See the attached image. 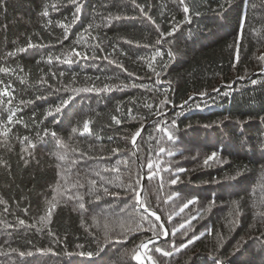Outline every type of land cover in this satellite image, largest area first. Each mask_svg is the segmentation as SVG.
I'll return each instance as SVG.
<instances>
[{
  "label": "trees",
  "instance_id": "trees-1",
  "mask_svg": "<svg viewBox=\"0 0 264 264\" xmlns=\"http://www.w3.org/2000/svg\"><path fill=\"white\" fill-rule=\"evenodd\" d=\"M136 3L145 6L155 24L141 15L132 0H77L81 13L75 24L71 21L77 5L70 0H0V67L15 70L0 73V80L4 82L0 88L12 84L14 105L22 109L17 115L23 118L22 123L9 125L12 130L8 137L0 136V201H3L0 203V264H136L131 250L142 239L153 237V233L136 232L117 242L121 220L127 222L128 219L120 210L127 207L130 211L135 203L130 190L124 192L109 185L120 195L101 192L100 200L85 195L87 211L83 213L77 201L58 197L61 202L52 214L51 223L42 227L39 217L46 213L48 202L55 194L57 173L61 171L58 165L64 163L57 160V152L67 151L70 158H75L77 153L73 149H77L92 157H105L104 161L85 157L72 167L69 184L78 177L86 183L84 173L88 169L98 164H115L117 159H134L131 134L141 128L142 123L147 127L141 133L142 139L137 138L140 147L135 150L144 163L142 198L161 217L160 222L169 234L168 244L163 242V236L157 244L173 251L171 257H161L150 244L153 252L149 254L163 264H216L217 261L264 264V237L261 236L264 218L255 215L264 210V182L261 181L264 175V72H261L264 62L258 59L264 55V0H249L238 63L233 45L238 20L245 12L242 0H186L191 23H183V6L179 0H136ZM222 3L223 8L219 6ZM45 9L49 11L48 17L42 15ZM109 15L121 18L105 26ZM58 22L71 25L66 40L64 29L57 27ZM89 24L93 25L90 35L85 34L81 39L80 34ZM176 24L180 25L178 30L165 37L162 48L156 45L159 37L156 27L168 32ZM93 36L98 38L101 47L113 53L109 59L116 63H109L103 54L97 60L80 59L71 66L59 64L55 59L52 65L47 63L49 54L55 57L73 46L83 51L85 45L97 43L91 39ZM124 40L133 43H124ZM29 41L44 46L16 51L26 48ZM145 44L151 47H143ZM155 48L163 52L162 60L157 58L160 63L154 64L156 70L161 71L159 78L149 69L146 60ZM121 50L125 54L122 55ZM169 52L173 54L171 59ZM116 64H123L126 71ZM50 68L58 79L52 78ZM61 70L65 72L62 78L58 76ZM41 77L46 83H40ZM73 77L75 86L81 88L91 87L93 83L98 87L105 83L128 86L110 92H81L62 113L46 116L51 107L70 94L54 89L69 84ZM21 78L25 83L20 82ZM252 80L257 83L253 85ZM201 93L206 95L201 97ZM38 96L43 98L37 99ZM165 98L169 100L162 106L166 115H160L159 119L169 124L176 121L177 139L172 143L164 138L163 146L173 155L165 152L158 158L161 169L170 171H161L149 182L147 153L151 150L154 155L158 148L150 136L161 135L154 131L158 116L152 113ZM21 99L32 102L20 105ZM145 103L153 105L151 112L144 107ZM9 107L6 103L0 105V124H6ZM117 107L120 112L116 111ZM113 116L122 123L114 124ZM85 120L91 121L93 134H74L72 129L82 130ZM45 130H48L47 136ZM53 131L55 138L51 135ZM25 136L35 144L29 150L30 155L22 151L25 145L21 140ZM57 139L69 147L58 148ZM113 148L120 151L113 154ZM213 151L217 152L218 161H210L209 166H205L204 160ZM181 168L184 171L177 172ZM134 173L135 168L133 179L130 181L124 175L122 181L134 182ZM176 175L179 180L172 185L170 180ZM160 177H163V187ZM80 191L86 192L87 187ZM190 199H196V203L181 211ZM234 201L239 203V216L235 214ZM93 216L99 227L93 226ZM192 216L197 218L192 220L187 236L177 233L173 237V228H179ZM105 218L112 236L108 242H104ZM18 219H24L25 225H19ZM9 224L15 227H6ZM33 224L36 227H29ZM49 230L52 235L48 234ZM194 235L200 238L187 248L179 252L171 248L173 240L178 247ZM98 242L104 251L97 255ZM77 244L84 245L83 249L77 248ZM13 248L31 251L33 255L21 258L18 252H12ZM37 249L51 251L38 252ZM81 251H92L94 255L81 256Z\"/></svg>",
  "mask_w": 264,
  "mask_h": 264
},
{
  "label": "snow or ice",
  "instance_id": "snow-or-ice-1",
  "mask_svg": "<svg viewBox=\"0 0 264 264\" xmlns=\"http://www.w3.org/2000/svg\"><path fill=\"white\" fill-rule=\"evenodd\" d=\"M71 3L76 4V9L75 13L73 15L71 24H75L79 18H80V13H81V6L77 4V0H70ZM244 7H245V12L240 16L238 20V26L236 29V36L234 39V47L236 50V57L235 60L238 63L240 59V49H241V41L244 38L245 34V25L247 22V8L249 6V0H242ZM133 5L136 8H139L141 15H144L146 18H148L153 24H155V21L152 20L151 16L149 15L148 12L145 11V6L141 4H137L136 0H132ZM179 4L183 6V13H184V18H183V23H191V17L189 15L190 13V8L186 4V0H179ZM221 8L224 7V4L219 5ZM255 7V5H253ZM52 8L55 9L56 5H52ZM198 14V13H197ZM44 17L49 16V11L45 9V11L42 13ZM121 17L119 15L117 16H112L109 15L107 19V24L105 26H108L111 24L113 20H118ZM51 21H49V24ZM179 24L173 25L171 31L164 32L160 29L159 26L156 27V31L159 33V37L156 39L155 43L158 46H161L163 43L166 42L165 37L166 36H172L179 28ZM57 27H61L64 29V39L66 40L68 38V31L71 27L70 24L66 22H58ZM93 27L92 24H89L83 32L80 34L81 39L85 38V34H89V30ZM99 27V25H97ZM93 40H97V43L95 44H89L84 46V50L80 51L77 50L75 46L71 47L67 52L61 53L60 55H56L53 57L52 54H49L47 57V63L49 65H52L53 60L55 59L59 64L63 65H69L71 66L72 64L76 63L78 60L83 59V60H97L100 58V54H103V58L105 60H108L109 63H116V61L109 59V57L113 53L107 52L103 47H101L100 42L98 41V38L93 36L91 37ZM79 40L76 41V44H79ZM62 43V41H61ZM124 43H133L131 40H124ZM44 45H38L34 44L31 41L27 44L26 48L21 47L17 49V52H24L27 49L31 48H36V47H43ZM137 46H141L137 44ZM113 52L116 50V46L113 45ZM143 47H151L150 45H143ZM89 52L91 54H89ZM121 54H125L121 50ZM10 56H14L15 53H9ZM169 58H172V53H168ZM160 58L162 60L163 58V52L160 50V48H155L153 49L151 55L146 58L147 64L149 69L155 74L157 78L161 76V71H157L156 68L154 67V64H159L160 61L157 59ZM258 59L262 62H264V55H261L258 57ZM39 63V61H38ZM117 67L121 68L122 70L124 69L123 64H116ZM236 66V63H233V67ZM163 67H166V65H163ZM52 71V69H49ZM22 72L23 69H20ZM15 70L10 68V67H0V73H14ZM65 72L63 70L59 71L58 76L59 77H64ZM132 74L129 73V76ZM52 78L53 79H58L57 73L55 71H52ZM99 79V78H97ZM75 80L76 78L73 77V80L67 84L63 85L62 88H56L54 91H66L70 93L67 95L66 98H62L58 104H55L53 107H51L47 112L46 116H52L54 113H62L65 108H67L71 102L75 99L77 95H79L81 92H110L115 90L117 87H127V84H121L118 86H113L108 83H105L103 87H98L95 83L91 85V87H76L75 86ZM21 83H25L24 79L21 78ZM4 82L0 80V84H3ZM40 83H46L43 77L40 79ZM59 83V81H58ZM156 83H160V80L157 79ZM251 83L255 85L257 83L256 80H252ZM135 87L136 85L133 83L132 85ZM142 88H147L146 85H140ZM231 87V85H229ZM159 91V89H158ZM214 91H219V89H214ZM15 89L13 88L12 84H4L2 88H0V105L7 104L10 107L8 108L9 115L7 117V122L6 124H0V136L3 137H8L9 133L11 132V128L9 125L13 124H19L23 122V118L19 117L17 114L19 111L22 109L18 106L14 105L15 101V95H14ZM225 95H228V93H224ZM201 97L205 96L206 93H201ZM4 98H7L6 100ZM43 98L42 96H38L37 99ZM32 101L30 100H23L21 99L19 101L20 105H26L31 103ZM169 103V100L167 98L163 99L160 101V104L156 106V112L152 113L153 115H157L158 118L155 121L154 125V131L155 133L161 134L159 137L155 135H151L150 139L155 140L156 145L158 146L157 150H155V154L153 155V151H149L147 153V179L149 182L155 180L161 171L169 172L170 170L168 168H163L161 169V162L158 160L159 156L161 153L167 152L169 156L173 155V152L169 149L163 146L162 142L164 141V138H167V142H172L175 143L177 137L175 135V132L177 131V124L175 120H172L171 123L169 124L166 120H161L159 119L160 115H166L163 111L162 106H166ZM187 103V102H186ZM144 107L147 108L150 112L152 111L153 105L150 103H145ZM183 107V106H181ZM199 107V105H197ZM117 112H120L121 109L117 107L116 109ZM128 114L131 117L132 116V109H128ZM112 120L114 124L120 125L122 123L121 119L117 118L116 116L112 117ZM91 121L90 120H85L83 122V127L82 130L79 128H73L72 132L75 134L79 132L81 136H83L85 133L92 135V129L90 128ZM145 127L147 125L143 124L141 125V128L137 129L133 134H131V142L134 151H132L131 155L134 157L131 161L127 158L124 159H117L115 164H103L99 165L95 168H90L84 173V177L86 180V183L83 182L79 177L71 184H69V173L71 172L72 167L76 166L79 164L80 160L85 159H97L98 161H104L105 157L104 156H99V157H92L89 156L87 153L84 152H78L77 149H73V152L77 153V157L75 158H70L68 155L67 151L63 152H57L56 153V158L60 162H64L60 165H58L59 168H61V171H58L57 175L59 177L57 181V185L54 189L55 194L52 196L51 201L48 202V207L46 209V213L44 215H41L39 217V224L42 227H45L51 223L52 220V214L56 210L57 206L60 204V199L58 197H64L66 201H72L75 200L78 202V208L79 210L83 213L86 210L85 207V195L87 196H94L96 200L101 199L100 193L102 192L104 195H111V196H119L120 192H114L111 190L109 185H111L112 188H120L124 192H128L129 190L132 192L134 196L135 203L134 205L131 206V210L129 211L128 208H123L121 209V213H126L128 219L127 222L121 220L120 223V228L121 231L119 233V236L117 238V242H120L121 239H127V237L130 234L136 233V232H148L151 231L153 233V237H147L146 239H142L139 244H137L132 250V255L131 258L136 262V264H163L162 261H159L158 259H154L153 255H150L149 253L153 252V249L149 248V245L152 244L154 245V252L159 253L161 257H171L173 255L172 250H166L164 247H161L157 244V240L163 236L164 237V243L168 244V231L165 228V225L160 222L161 217L157 214V212L152 208L150 203L146 201L144 198H142L141 191L143 189V184L142 181L145 179V172H144V163L143 160L140 156H138L136 149H139L140 145L137 144V138L142 139L141 133L144 131ZM48 130H45L44 135L47 136ZM51 135L55 138L56 137V132L53 131L51 132ZM109 140L112 139V137H108ZM21 144L25 145V147L22 148L23 152L28 153L29 155L31 154L29 150L33 149L35 147V144L32 142V140L25 136L21 140ZM56 144L58 148L61 149H67L69 145L65 144L62 140L57 139ZM113 154H116L117 152L120 151L118 148H113L112 150ZM21 159H24L22 156ZM210 161H218V154L217 152L213 151L211 155H209L205 160H204V165L209 166ZM27 163V161H25ZM123 166V167H122ZM133 168H135V179L134 182H130L125 184L122 181V176L127 175L129 177V180L131 181L133 179ZM184 169H178L177 172H182ZM105 173H111L113 175L111 176H106ZM175 175V173H172ZM239 174V173H238ZM93 177H98V179H95ZM235 179V177H232ZM161 179V187H163V177H160ZM179 180V176L176 175L175 179H171L170 183L172 185L177 184V181ZM261 181L264 182V175L261 176ZM87 187L86 192H82L80 190L85 189ZM63 188V190H61ZM171 199V197H169ZM90 202V201H89ZM214 200L210 203L208 211H211V204H214ZM0 203H3V201H0ZM167 203V201H165ZM196 203V199H190L188 200L187 203L184 204L183 209L188 208L190 204ZM234 205L236 206V216L240 215L239 212V203L234 201ZM5 212L8 211V208L4 209ZM27 211V210H25ZM256 216H259L261 218H264V210L257 211L255 213ZM197 217L192 216L191 219L186 221V223L180 224L179 228H173L172 231V236L176 237L177 233H180L181 235L187 236L188 234V229L191 226L192 220H195ZM171 219V217H169ZM93 220V226L99 227V222L95 216L92 218ZM19 225L23 226L25 225V220L24 219H18ZM84 221H82L83 225ZM232 223H236L233 221ZM6 227H15V225L9 224L6 225ZM29 227H36L35 224L29 225ZM183 230V231H181ZM87 231V229H86ZM49 235H52L51 231L49 230ZM209 235H211V230H209ZM262 237H264V233L261 234ZM199 236H192L191 238L187 239L186 242H181L180 245L177 247L175 240L172 241L171 243V248L175 250V252L181 251L183 248H187L189 245L193 244L195 240L199 239ZM112 239V236L109 233V228H108V223H107V218H105V224H104V242H108ZM77 248L83 249L84 245L82 244H77ZM98 247V252L95 254H99V252L104 251V247L101 246V244L98 242L97 243ZM38 252H44V251H51V249H37ZM236 251H239V247H237ZM12 252H18L19 257L23 258L26 255L31 256L33 253L31 251L24 252V251H18L17 249L13 248ZM68 255H73V253H68ZM81 256H88L91 258L94 253L92 251H81L79 253ZM216 264H221L220 261H217Z\"/></svg>",
  "mask_w": 264,
  "mask_h": 264
},
{
  "label": "water",
  "instance_id": "water-1",
  "mask_svg": "<svg viewBox=\"0 0 264 264\" xmlns=\"http://www.w3.org/2000/svg\"><path fill=\"white\" fill-rule=\"evenodd\" d=\"M261 72H264V69H263V71H261ZM141 195H142V191H141Z\"/></svg>",
  "mask_w": 264,
  "mask_h": 264
}]
</instances>
